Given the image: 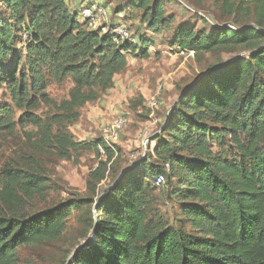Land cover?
<instances>
[{
	"label": "trees",
	"instance_id": "1",
	"mask_svg": "<svg viewBox=\"0 0 264 264\" xmlns=\"http://www.w3.org/2000/svg\"><path fill=\"white\" fill-rule=\"evenodd\" d=\"M172 1H117L116 17L139 21L131 40L117 43L112 20L105 31L91 29L65 0H0V131L13 123L5 96L21 116L45 102L53 116L29 121L48 149L67 159L83 149L100 154L101 145L105 155L88 173L91 194L34 213L22 199L45 198L41 173L1 171L0 264H17L20 248L59 240L73 211L85 242L68 264H264V0H216L219 12L210 22L198 16V29L166 14ZM171 28L170 51L233 55L182 87L149 151L120 167V151L103 137L77 141L69 126L114 86L126 55L148 57L154 36ZM64 79L72 83L68 97L48 98V85ZM160 198L177 210L162 212Z\"/></svg>",
	"mask_w": 264,
	"mask_h": 264
},
{
	"label": "rangeland",
	"instance_id": "2",
	"mask_svg": "<svg viewBox=\"0 0 264 264\" xmlns=\"http://www.w3.org/2000/svg\"><path fill=\"white\" fill-rule=\"evenodd\" d=\"M65 1L71 9L80 11L81 14V10L92 0ZM117 1L120 0H96V5L105 10L103 24L109 25L111 20L113 26L124 24L130 27V33L134 35L139 25L138 17L123 19L122 13L116 17L113 7ZM215 4L216 0H173L166 5L165 10L166 14H173L176 23L198 29L203 24L198 16L210 22L213 20V9L219 12ZM2 12L8 14L5 8H2ZM174 29H167L161 35L154 36L156 42L149 47L148 57L126 55L127 67L115 76L114 86L99 99L87 103L81 109L79 119L69 126V134L74 139L88 142L103 137L105 125L122 114L126 125L110 145L120 151V167L131 165L149 151L150 137L159 130L180 89L193 81L209 64H214L219 59L227 60L233 55L223 52L219 57L206 54L195 58L192 52L170 51L167 46L168 38ZM71 87V81L64 79L51 83L45 91L48 98L59 102L68 97ZM151 99L157 102L152 104ZM5 100L2 98V103L8 107L7 112H10L13 123L0 131V185L4 179L1 171L7 168H33L41 173L46 180L47 194L45 198L35 196L30 200L23 197V210L27 213L41 211L76 195L91 194L86 189L88 173L97 167L99 161L105 160V155L83 149L74 151L70 158H60L54 149H48L42 143L37 126L29 121L30 114L42 121L50 119L55 113L52 106L40 102L36 108L29 109L28 116H21L23 109L7 96ZM108 181H111L110 178H105L98 184V194ZM157 204L166 214L177 210L173 200L160 198ZM83 231L84 227H81L79 217L73 211L59 240L20 248L17 264H68L72 253L85 242Z\"/></svg>",
	"mask_w": 264,
	"mask_h": 264
},
{
	"label": "built area",
	"instance_id": "3",
	"mask_svg": "<svg viewBox=\"0 0 264 264\" xmlns=\"http://www.w3.org/2000/svg\"><path fill=\"white\" fill-rule=\"evenodd\" d=\"M105 10L96 5V3L89 4L81 10V16L87 20L88 27L91 29L101 28L103 31L106 30L104 21ZM112 32L114 33V41L119 43L124 40H131V33L128 27L124 24H117L113 26ZM152 104L156 103L157 100L151 99ZM126 125V119L124 116L117 115L110 123H107L103 128V138L107 145H110L111 141H114L118 138V133ZM98 150L101 156L104 155V149L101 145L98 146ZM164 182L162 175H158L156 178V184H161Z\"/></svg>",
	"mask_w": 264,
	"mask_h": 264
}]
</instances>
